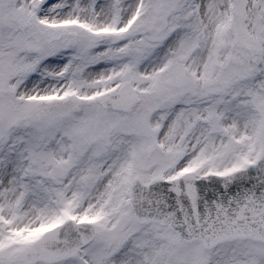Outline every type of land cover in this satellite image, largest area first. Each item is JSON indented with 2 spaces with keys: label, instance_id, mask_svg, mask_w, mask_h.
<instances>
[{
  "label": "snow or ice",
  "instance_id": "6c2138e0",
  "mask_svg": "<svg viewBox=\"0 0 264 264\" xmlns=\"http://www.w3.org/2000/svg\"><path fill=\"white\" fill-rule=\"evenodd\" d=\"M0 264H264V0H0Z\"/></svg>",
  "mask_w": 264,
  "mask_h": 264
}]
</instances>
